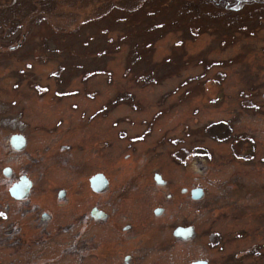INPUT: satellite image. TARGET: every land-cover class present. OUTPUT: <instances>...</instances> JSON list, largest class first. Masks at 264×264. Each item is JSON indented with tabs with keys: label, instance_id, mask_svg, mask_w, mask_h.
<instances>
[{
	"label": "rangeland",
	"instance_id": "374dc122",
	"mask_svg": "<svg viewBox=\"0 0 264 264\" xmlns=\"http://www.w3.org/2000/svg\"><path fill=\"white\" fill-rule=\"evenodd\" d=\"M261 1L0 0V144L10 131L27 128L26 150L38 152L36 163L26 150L10 162L45 171L57 128L58 147L86 149L89 160L96 158L92 169L110 175L105 207L135 232L142 218L160 232L154 239L147 231L157 264L202 257L210 264H264ZM54 159L59 163L61 152ZM8 161L0 145V170ZM153 170L169 181L163 190L174 191L171 199L157 196ZM119 171L139 173L117 188ZM79 177L64 180L73 194ZM195 185L205 190L201 200L179 190ZM158 203L168 213L154 224L147 211ZM178 223L194 226L193 239L171 234ZM36 236L23 234L26 243ZM54 236H44L34 251V242L22 246L19 256L14 248L2 252L0 264L55 262L67 239ZM49 240L57 254L36 255L50 249Z\"/></svg>",
	"mask_w": 264,
	"mask_h": 264
},
{
	"label": "flooded vegetation",
	"instance_id": "af4514ba",
	"mask_svg": "<svg viewBox=\"0 0 264 264\" xmlns=\"http://www.w3.org/2000/svg\"><path fill=\"white\" fill-rule=\"evenodd\" d=\"M258 2L263 3L261 0ZM34 122V125H40L37 121ZM50 128L45 127L41 130L48 131ZM26 129L10 131L5 135V141L3 139L0 144L9 160L1 165L0 170L2 174L0 178V213H3L0 215V254L2 252L10 253L14 248V253L19 256L22 246L25 247L26 244L31 246L32 242L36 244L31 247V250L34 251L46 243L44 236L48 238L52 233L56 240L60 234H64L67 244L61 247L64 255L62 257L57 255L55 262L51 264H139L137 258L153 262L152 264L160 262V257H152L149 251L153 247L152 242L159 237L160 232L156 231L154 226H150L145 218H142L141 223L135 225L136 233L131 221L123 222L119 213H113L115 208L112 207L109 210L105 207L104 203L111 201V197L108 195L113 190L110 175L101 167L92 169L96 158L92 157L93 159L89 160V151L86 149L83 151L76 147L74 149L70 143H62L58 147L59 132L55 133L57 128L51 130L50 153H44V156H48L52 161L51 165L45 171L41 168V164L39 166L36 164L35 170H27L24 167L16 169L10 160L14 155L25 154L29 143ZM57 151L61 152L59 163L62 165L55 163L54 158ZM26 153L28 156H33L31 158L33 163L38 162V159L34 157V154H38L37 148H29ZM78 163H82V165H78ZM159 172L153 170L150 173V179L154 187L157 188V196L164 192V188L169 187V181ZM136 173L139 172L134 171L123 177L119 171L115 187L120 188ZM70 174L80 176L76 180L78 188L74 194L71 188L65 184L69 183L67 177ZM39 179H41L40 182ZM135 186L137 189L136 183ZM197 186L200 185L182 186L179 190L190 200H201L205 195V190L199 187L203 194L196 196L193 189ZM173 196V190L164 192L165 199H171ZM134 198L136 196L132 192L127 194L130 206H134L132 202ZM182 203L183 199L178 206H181ZM167 213V208L161 203L150 206L149 212L147 211L148 216L155 218L154 224L162 220V217L159 216ZM60 215L65 218L58 219ZM20 218H23V223L19 221ZM187 226L190 225L178 223L170 232L182 241L193 239L196 229L192 226L190 231ZM148 230L155 232L154 239L151 232L147 233ZM23 234L28 237H34L36 234L37 236L35 240L32 239L31 243H26ZM49 241L50 243L45 247L49 246L50 249H43L41 252L39 250L35 254H41L46 258L45 252L56 253L58 250L54 245L56 243L52 240ZM206 258L195 260L204 259L205 261L199 264H210V260ZM184 264L190 263L187 261Z\"/></svg>",
	"mask_w": 264,
	"mask_h": 264
},
{
	"label": "water",
	"instance_id": "95a60500",
	"mask_svg": "<svg viewBox=\"0 0 264 264\" xmlns=\"http://www.w3.org/2000/svg\"><path fill=\"white\" fill-rule=\"evenodd\" d=\"M199 191H200V193H199ZM193 192L195 193V195L196 196H202V194H201V192H202V190H201V188H199V187H195L194 189H193ZM187 229H189V230H191V227H187ZM200 262H194V263H190V264H199Z\"/></svg>",
	"mask_w": 264,
	"mask_h": 264
},
{
	"label": "snow or ice",
	"instance_id": "6c2138e0",
	"mask_svg": "<svg viewBox=\"0 0 264 264\" xmlns=\"http://www.w3.org/2000/svg\"><path fill=\"white\" fill-rule=\"evenodd\" d=\"M0 215H3V213H0Z\"/></svg>",
	"mask_w": 264,
	"mask_h": 264
},
{
	"label": "bare ground",
	"instance_id": "6f19581e",
	"mask_svg": "<svg viewBox=\"0 0 264 264\" xmlns=\"http://www.w3.org/2000/svg\"><path fill=\"white\" fill-rule=\"evenodd\" d=\"M202 190V189H201Z\"/></svg>",
	"mask_w": 264,
	"mask_h": 264
}]
</instances>
